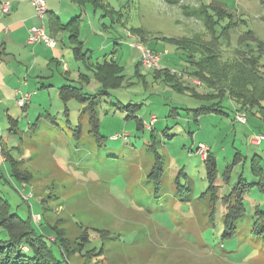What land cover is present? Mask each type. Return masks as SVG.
Returning <instances> with one entry per match:
<instances>
[{
	"label": "rangeland",
	"instance_id": "rangeland-1",
	"mask_svg": "<svg viewBox=\"0 0 264 264\" xmlns=\"http://www.w3.org/2000/svg\"><path fill=\"white\" fill-rule=\"evenodd\" d=\"M104 3L85 5L86 27L98 26L105 51L94 53L103 65L85 70L91 79L81 82L85 98L90 93L98 98V107L90 106L97 110L98 131L90 110L83 111L88 104L83 96L59 89L62 74L55 86L50 77L36 79L35 97L26 107L14 93L7 103L0 94L5 102L0 154L20 161L24 177L20 181L11 161L4 162L0 195L22 218L31 214L63 264H264V236L254 230L257 210L264 211V183L252 172L251 156L258 148L250 144L264 127L252 113L247 124L232 121L237 105L202 82L197 69L203 59L223 65L246 54L264 66V0ZM94 41L90 35L85 49ZM140 44L162 53L158 67L143 65ZM94 47L102 50L100 44ZM112 60L122 79L117 86L96 76L114 70L107 63ZM208 91L218 96H205ZM214 102L225 113L207 109ZM260 146L264 168V140ZM210 149L222 195L241 175L255 183L232 236L226 235L219 206L210 219L211 199L203 194L209 180L202 157ZM156 155L163 174L158 186L150 179ZM47 223L61 230L70 255ZM87 242V252L76 251Z\"/></svg>",
	"mask_w": 264,
	"mask_h": 264
},
{
	"label": "trees",
	"instance_id": "trees-1",
	"mask_svg": "<svg viewBox=\"0 0 264 264\" xmlns=\"http://www.w3.org/2000/svg\"><path fill=\"white\" fill-rule=\"evenodd\" d=\"M89 1L96 8L107 6L104 3V0ZM73 21L68 25H71ZM217 50V48L216 50H213L214 53H216ZM81 51L82 48L79 44V48L76 50L78 56H80ZM84 55L85 54L81 55V57ZM254 58L255 57H253V55L246 54L244 55L243 60L241 56V59H235L234 61L225 63L223 65L219 64V62L213 58L209 60L203 59L202 62L197 64V69L201 78L200 80L204 82L209 88L216 89L221 93V96L223 95V97L225 94L230 96L235 105H237L234 107L235 114L237 111L246 112V122H240L236 120L235 115L232 117V121L247 124L249 122V113H252L258 120H260L262 126L264 127V66L261 67L257 59ZM107 63L109 65H115V69L111 70L110 68L104 70L101 73L96 72V76L111 86L120 85L119 82L122 80L121 76H116V73L119 71L118 64L115 62V60L110 62L107 61ZM222 78H225L228 81L224 83L222 82ZM61 90L63 92L69 91L70 97H73L74 95L79 96V94L83 96L84 94L82 88L77 86L64 85L61 87ZM213 95L218 96L216 94ZM213 95L211 91H208L205 96L212 97ZM96 97V95L89 94V97L87 98L83 96L82 100L87 101L85 103H88L86 106H84L83 111L88 112V110H90V121L93 130L98 131L99 123L97 110L90 109L92 104L97 106ZM207 109L217 113H225L222 104L217 102H214L213 106H210ZM255 121L256 120L253 122ZM259 130V133H264L262 129ZM115 137L118 136L116 135ZM250 144L253 146L257 145L252 143L251 140ZM2 154L8 161H11L13 172L16 174V177L19 178L20 181L24 179V177H21L20 175V169L17 166V162L12 160L10 155H5L4 151H2ZM160 159L161 156L156 155V166L150 174V179L155 181L157 186L162 181L161 178L163 175L159 170L162 169ZM261 159V154L256 153V151L251 156L252 172L256 177L259 178L257 183L260 184L264 183V168L261 165ZM204 161L207 166L209 187L203 194H208L211 199L210 219L214 220L216 215L214 211L219 206V211L222 213L223 217V224L226 227V235L232 236L236 232L237 221L244 216L246 211L244 204L245 195L251 190V187L255 183L247 182L244 176L241 175L239 181L234 185L231 191L225 195H222L219 191V185L216 183L218 177V167L216 158L211 152V149L209 150L207 157L204 158ZM190 190L192 189L189 188V191ZM257 214L259 218H257L255 221L254 230L256 233L264 236V211L258 209ZM37 215L40 214L38 213ZM39 220L43 221L41 215ZM32 221L33 218L31 214L27 219H24L18 213L13 212L10 203H8V201H6L5 198L0 195V233L6 232L7 234L6 237H0V264H63V261L52 252V249L50 248L43 234L36 230L32 224ZM50 227L56 233L54 240H56V238L61 239L63 245L68 250V255H70L68 242L63 236L61 230L53 225H50ZM89 242L84 244V247L78 248L76 251L79 253H83V251L87 252L88 250H86V247ZM25 246L26 249H24Z\"/></svg>",
	"mask_w": 264,
	"mask_h": 264
},
{
	"label": "crops",
	"instance_id": "crops-1",
	"mask_svg": "<svg viewBox=\"0 0 264 264\" xmlns=\"http://www.w3.org/2000/svg\"><path fill=\"white\" fill-rule=\"evenodd\" d=\"M5 2L10 4L8 12L2 9ZM46 3L48 11L42 21L36 14L32 0H0V94L6 103L9 102L12 93L17 101L23 94H28L30 97L23 106L26 107L35 97L36 90L31 91V87L38 85L35 80L39 78L50 77L51 85L55 86L57 75L62 74L59 89L64 85L81 87L82 81L89 82L91 79L87 73L83 72L88 71L92 66L97 67L103 64L94 55V53L105 51L104 43L98 38L101 35L98 26L92 22L91 28L89 25L86 27V19L90 15L85 5L91 2L89 0H46ZM82 11L86 12L85 16H82ZM72 21L73 23L68 25ZM43 22L47 34L57 40L55 47H50L44 42H28L30 28L39 26ZM85 28L88 31L83 33ZM90 35L97 39V43L94 41L93 47L85 49ZM79 44L82 48L80 56L76 53ZM96 44H100L101 51L95 50ZM83 54L85 55L81 57ZM48 69L52 70V74L47 75ZM74 76L78 79H73ZM42 84L46 85L43 82ZM4 103L0 101V104ZM153 117L150 120L152 126L157 122V117L154 121ZM151 129L153 131L154 128ZM255 147L258 148L256 153L260 154L263 150L262 146L255 145ZM1 156L2 153L0 165L7 163L8 160ZM11 159L18 163L17 166L19 165L20 161L13 157Z\"/></svg>",
	"mask_w": 264,
	"mask_h": 264
},
{
	"label": "built area",
	"instance_id": "built-area-1",
	"mask_svg": "<svg viewBox=\"0 0 264 264\" xmlns=\"http://www.w3.org/2000/svg\"><path fill=\"white\" fill-rule=\"evenodd\" d=\"M32 3L35 7L37 16H39V18L43 21V18L45 17L48 11L46 0H32ZM2 9L4 12H8L10 10L9 2L3 3ZM28 42L29 43L44 42L50 47H55L57 45V40L47 34L44 22L39 26H32L30 28ZM140 48L143 51V59H142L143 65L148 69L153 67H158L162 53L152 51L144 44H140ZM29 97L30 96L28 94H23V96L18 100V103L23 107L26 104V101L29 99ZM235 116H236V120L240 122H246L247 120V114L245 111H237ZM153 119L155 120L156 118L153 117ZM263 140H264V133H259L258 135H255L251 139V142L260 145ZM36 217L40 219V215H36Z\"/></svg>",
	"mask_w": 264,
	"mask_h": 264
}]
</instances>
